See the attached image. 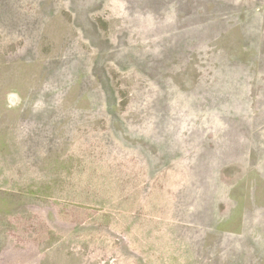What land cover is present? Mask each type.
Wrapping results in <instances>:
<instances>
[{
  "label": "rangeland",
  "instance_id": "374dc122",
  "mask_svg": "<svg viewBox=\"0 0 264 264\" xmlns=\"http://www.w3.org/2000/svg\"><path fill=\"white\" fill-rule=\"evenodd\" d=\"M0 264H264V0H0Z\"/></svg>",
  "mask_w": 264,
  "mask_h": 264
}]
</instances>
